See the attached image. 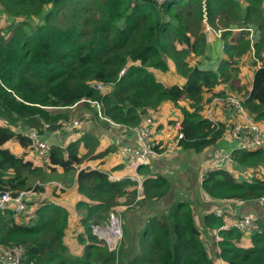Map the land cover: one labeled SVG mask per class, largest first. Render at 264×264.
Returning a JSON list of instances; mask_svg holds the SVG:
<instances>
[{"label": "trees", "instance_id": "1", "mask_svg": "<svg viewBox=\"0 0 264 264\" xmlns=\"http://www.w3.org/2000/svg\"><path fill=\"white\" fill-rule=\"evenodd\" d=\"M205 2L204 21L202 0H0V190L16 193L29 188L33 177L49 178L59 167L63 175H70L64 185L73 183L81 194L75 208L82 210L83 227L75 235V242L82 246L76 252L64 240L69 213L62 205L43 201L32 211L0 210V251L23 246L20 264H264L262 204V214L254 212L257 220L249 230L231 225L236 216L233 210L222 216L207 211L202 215L207 228L202 230L190 202L171 196L163 173L145 177L143 195L135 199L134 180H110L108 171L98 166L82 168L101 153L95 136L65 138L69 127L77 131L71 122L73 107L132 127L169 100L178 107V114L167 119V126L173 134V124L179 120L184 134L175 146L200 153L211 150L227 126L218 111V126L204 116L211 98L242 91L245 94L238 97L245 111L264 130L262 0ZM206 24L223 40L221 51L227 55L216 69L188 61L190 52L199 58L212 49L208 42L213 37L207 39ZM184 41H189L188 47ZM252 52L261 64L257 66L254 59L249 63L254 69L249 82L232 59ZM154 72L174 74L181 80L165 82ZM96 83L109 89L100 90ZM181 100L186 106L178 104ZM30 130L48 143L52 131H60L62 138L49 143L38 163L24 156L33 149ZM10 139L25 154L12 152L5 145ZM153 139V147L161 151L175 142V134L169 145ZM230 159L224 168L208 171L201 188L212 201L238 198L242 203H260L264 144L233 150ZM149 165L136 170L148 175L152 173ZM237 169L246 175H236ZM33 188L41 189L38 182ZM128 203L147 209L145 221L134 231L124 224L117 245L108 249L92 233L91 224H103L109 211ZM225 222L228 225L220 228ZM207 234L206 248L201 237Z\"/></svg>", "mask_w": 264, "mask_h": 264}, {"label": "crops", "instance_id": "2", "mask_svg": "<svg viewBox=\"0 0 264 264\" xmlns=\"http://www.w3.org/2000/svg\"><path fill=\"white\" fill-rule=\"evenodd\" d=\"M262 4L264 7V0H262ZM211 37H213V40L211 42H208V44L211 45V48L212 46H215L219 44L220 42H222L223 44V40H221L219 36H214L212 33ZM220 50L222 49L220 48ZM207 54L210 56V58H208V60L210 61L209 63H215L214 65L210 67L217 66L218 61L224 58V52L218 51L215 47H213V50L211 49L210 52L208 50ZM199 61L206 64L207 60L202 56L201 58H199ZM195 63L196 61H194L193 64ZM245 64H246L245 67L242 64H237V65L239 67L240 73L245 77L247 81L250 82L253 76L254 69H253V66L252 67L249 66L248 63H245ZM154 73L156 74V72ZM159 77L165 82H170L172 78L176 80L175 77L177 76H175L174 74L167 73V74H160ZM166 79H171V80L167 81ZM180 80H177V81H180ZM108 89L109 87L105 85V87L102 90L107 91ZM181 102L185 104L182 100ZM174 106L175 105L173 103H171L169 100H166L161 103V107L159 106L157 111L150 112V113H154V118H155L154 119L155 123L152 126L153 137L156 140H163V142L167 143V145L171 144L173 135H174V133L172 134V130L168 128L167 126V119H170L171 117H174L178 114V109L174 108ZM166 107L170 109L171 107H173L174 109L170 110V109H167ZM225 113H228V112H225ZM225 113H222V114L226 117L227 115ZM75 114L81 116L83 120L82 122L81 120L77 121L75 117H72L71 122L75 123V127L77 128L78 132H74V131L69 132L68 129H71L69 127L67 129V133L65 134L66 140L68 141L69 139H72L75 136L80 135V134L83 135L84 133L82 134V132H84V129L89 127L90 134L95 136L96 139H98L99 141L97 150L98 151L101 150V153L98 154L96 158L89 159L84 164H82V168L98 166L99 168H102L108 171V173H111L108 175L110 180H114V181L116 180L122 181L126 179L134 180L135 188L137 192V196L135 197V199H138L143 195L142 194V184L138 185L137 177L138 176L141 177V183H142V180L145 177H151V174H156L160 172L161 174L163 173L167 177V180H169L170 185H173L172 179L175 178L176 181H178L179 183L178 187L176 188L174 187L173 190L177 191L179 194L186 191L190 195L193 196L190 199L188 198L186 199H188L187 201L190 202L189 205L192 207L194 211V217L195 215L196 216L198 215V212L202 215L207 212L205 210H198V208L194 206V204L197 205V202L201 201L200 198L202 196L208 197L211 200L210 205L212 208V203L214 204V201H212L210 196H208V194L204 192V190L201 188L200 184L197 181V177L195 173V168L197 164L195 160L196 157H194L193 163H191L190 165L187 166L185 163L186 159H191L193 157V154L202 155L204 151L200 153H196V152H193L192 150H189V149L186 150L181 147L175 146L174 149L168 150L166 151V153L160 156L153 157L149 165L150 169L152 170V173L148 175H141L137 172L136 167L130 166L128 164L126 157L121 153L122 148H126L132 152L137 150L138 141L136 139V135L133 130L128 129L126 126H120L119 124L114 123L112 121L107 122L105 119H103L104 117H101V116L98 118H95L88 112L81 110L79 108H78L77 113ZM158 119H160V121L163 123H159ZM79 126H81L82 128L79 129ZM47 138L51 139L50 142H55L56 140L62 141V138L60 137V131L58 130L52 131L47 136ZM217 143H219L221 146H224L225 148H229L234 145V142L232 141L228 142V140H226L223 137ZM5 145L12 152L16 154H23L25 152L24 148H22L19 145V143L14 139H10L9 141L6 142ZM34 151H35L34 148L33 149L29 148L26 154L24 153L25 154L24 156L26 158L33 160L35 163H38V159H37V156L34 155ZM235 173L236 175L240 174V172L239 173L235 172ZM58 174H61V168L59 167H57L55 172H51V176L49 178L53 179L52 181H54L52 182V187H48L46 185L48 182H50V180L44 181L43 183L38 182L41 189L37 190L36 194L33 195L29 199L28 204H27L28 210L32 211L33 209L37 208L43 201H49L51 203L62 205L61 204L62 199L58 198V196L61 197L62 195H65L69 192L73 194L77 192L78 199H81V194L76 190L75 185H72V186L70 185L67 187L59 188L61 183L62 184L64 183L60 181L61 177L56 176ZM112 176L116 177L117 179H114ZM72 178H74V176H72ZM57 181H60L61 183ZM195 188H197V190ZM173 190H170V191H173ZM173 193L175 194V196H172V197H178L177 196L178 194H176L175 192ZM66 204L68 207L66 209L69 213V227H68V230L66 231V234L64 235V240L69 243L73 251L79 252L82 246L79 245L77 242H75L76 238L75 236H73L71 231L74 230L76 233H78L83 229V227L80 225L81 214L75 210L76 205L74 206L75 208L74 209L73 206L70 205L68 202H66ZM203 205L205 206L206 204L203 202ZM119 206H124V207L128 206L127 207L128 209H130L129 207H131L129 203L119 205ZM198 206L202 209L200 205ZM144 210L148 212L145 207H144ZM114 211L118 214L120 218L119 212L117 210H114ZM135 211L136 212H133V214H131L130 217H128L127 215L126 219L127 221H129L128 224H134V226H137L141 224L142 222L140 221V219H143V222L145 221L146 215H145V211H143L142 208L141 209L135 208ZM233 211L237 214H241V213L248 212V211L258 213L257 206L253 205V203H250V202L248 203L244 202V203L236 204V205L233 204ZM124 224H126V221ZM128 224H126L127 229L134 231L135 230L134 227L132 226V228H130ZM244 243L245 244L247 243L246 240H244ZM215 248L217 249L216 246ZM6 250L0 251V254H4V256H6L5 254Z\"/></svg>", "mask_w": 264, "mask_h": 264}, {"label": "built area", "instance_id": "3", "mask_svg": "<svg viewBox=\"0 0 264 264\" xmlns=\"http://www.w3.org/2000/svg\"><path fill=\"white\" fill-rule=\"evenodd\" d=\"M163 1V0H161ZM202 11L203 20H206V2L202 0ZM206 34L207 39H211V34L214 33L213 29L206 24ZM251 28H249V33L251 34ZM261 55L264 56V46L261 50ZM252 58L256 61L257 66H259L260 58L255 56L254 52L251 53ZM96 87L102 90L105 87L103 83H96ZM99 105V104H97ZM223 109L232 112V115L224 116L227 126L225 128L224 136L226 140L234 142V145L227 149H218L217 152H221L219 156L215 154L212 159H207L205 163L202 164L201 168L196 173L197 181L201 185L205 175L208 171L212 169H222L224 166L231 161L230 153L233 150L238 149H256L264 144V130H262L260 124L253 121L251 116L245 111L241 99L235 94L227 95H214L206 106L204 111V116L214 123L216 126L217 120L215 117V112ZM101 115V114H100ZM154 115L148 114L144 117V121L140 125L127 126L128 129L133 130L138 141V148L136 151L132 152L126 148L121 149V153L126 157L128 164L130 166L149 165L153 157L160 156L166 151L174 149L176 142L184 134L181 130V123L176 120L173 124V130L175 134V142L167 146L164 150L158 151L153 147V136H152V126H153ZM28 136L31 138L33 148L40 157H44L48 151L49 143L41 140L35 130H30ZM233 147V149H232ZM111 173H108V175ZM114 179L116 177L112 176ZM117 181V180H116ZM138 185L141 184V177H137ZM36 194V190L33 187L22 188L16 193H12L7 189L0 190V210L11 209L14 212H24L28 210L27 204L29 199ZM260 204L264 207V197L259 198ZM242 201L238 198L226 199L223 202L214 201L212 203V208L210 209L217 216H222L226 213H234L233 204H241ZM236 216L231 222V225L235 228L246 231L250 228L255 227V222L257 220V215L252 212H244L241 214L235 213ZM228 225L227 222L222 224L220 228H224ZM92 232L97 236V238L102 239L108 249H113L117 245L118 241L122 237V232L120 230V220L119 216L115 211H110L107 217V221L104 224L94 223L91 224ZM24 252V247L21 245H13L9 247L4 256L0 254V263L3 264H20L22 255Z\"/></svg>", "mask_w": 264, "mask_h": 264}, {"label": "rangeland", "instance_id": "4", "mask_svg": "<svg viewBox=\"0 0 264 264\" xmlns=\"http://www.w3.org/2000/svg\"><path fill=\"white\" fill-rule=\"evenodd\" d=\"M185 43L183 44L184 46H189V41H184ZM221 44H222V42H220L219 44H217V45H215V46H212V50H213V47H215L218 51H221L220 50V48L222 49L223 47L221 46ZM222 52H224V51H222ZM224 54H225V52H224ZM248 55V54H247ZM246 54H244L242 57H235L234 59H232L233 61H235L236 62V64H242V65H244V67L246 66V64L245 63H248V65L250 66V64L249 63H253L252 61H253V58H252V56L250 55L249 57L247 56ZM189 58H188V61L191 63V64H193L194 63V61H196V62H200L199 61V58H201V57H199V58H194L193 57V55H192V53L190 52L189 53ZM207 61H206V64L204 63L203 64V66L205 67H210V66H212V65H214L215 63H209L210 61L208 60V58H210V56L209 55H207V54H205L204 56H203ZM191 58V59H190ZM224 58H227V55L225 54L224 55ZM240 59H243V61H240ZM211 68H213V69H216V66H213V67H211ZM156 74L159 76L161 73H159V72H156ZM176 78V80L175 79H173L172 78V81H177V80H180V76H177V77H175ZM167 81H169V80H171V79H166ZM227 86V85H226ZM245 94V92L244 91H242V92H240V93H236V95L237 96H239V95H241V96H243ZM172 103V102H171ZM178 104H183V103H181V101H179L178 102ZM185 106H186V104H184ZM160 107H161V104H160ZM167 108V107H166ZM174 108H176V109H178V107L175 105L174 106ZM173 107H171V109L170 108H167V109H170V110H173L174 109ZM72 110L74 111V113H73V117H75L76 119H77V121H80L81 120V122H82V117L81 116H79V115H76L75 113H77V111H78V107H73L72 108ZM219 112H221V113H225V112H228V113H225L226 115H232V112H229V110H227V109H223V110H220ZM100 117V116H99ZM82 127L81 126H79V129H81ZM69 130V132H71V129H68ZM76 132H78V131H76ZM83 133H90V128L88 127V128H86V129H84V132H82V134ZM218 149H227V148H225L224 146H221L219 143H216V145L214 146V147H212V149L211 150H209L208 148L202 153V155H200V154H193V157L191 158V159H186V165L188 166V165H190L191 163H193V159H194V157H196V162H197V164H196V168H195V173H197L198 172V170L201 168V166H202V164L203 163H205L206 162V160L207 159H212L213 157H215V154H217V156H219L220 155V153L221 152H217V150ZM232 149H233V147H232ZM117 151V150H116ZM34 155L35 156H37V159H39V158H42V157H40V156H38L37 154H36V152L34 151ZM194 160V161H195ZM212 170H214V169H212ZM242 171V172H241ZM237 173H239V172H241L238 176H240V177H242L243 178V176L244 175H246V172H244V170L243 169H237V171H236ZM262 172H263V174H264V170H262ZM55 175V174H54ZM251 175H252V173H251ZM57 177H61L60 178V181H62L63 183H64V181L63 180H65V178H69L70 177V175H63V173H61V174H58V175H56ZM248 176H249V173H248ZM247 176V177H248ZM246 177V178H247ZM43 178H45V176H43L42 178H38V177H33V180H34V182L32 183V185L30 186V187H33V184L34 183H36V182H41V183H43L44 181H47V180H50V182H48L46 185L48 186V187H52V182H54V181H52L53 179H51V178H45V180H40V179H43ZM60 181H57V182H59V183H61ZM172 183H173V185H170V187H169V189L170 190H173L174 189V187L176 188V187H178V185H179V183H178V181H176V179L174 178V179H172ZM73 185V183L71 184V186ZM58 186H59V184H58ZM70 186V185H69ZM29 187V188H30ZM62 187H67L66 185H64V184H62L61 183V187H59V188H62ZM196 190H197V188H195ZM173 192H175L176 194H178L177 196L178 197H173L175 200H181V201H185V200H188V199H190L191 197H193L192 195H190L188 192H183V193H181V194H179L177 191H175V190H173V191H170V194H171V196H175V194L173 193ZM75 196V197H74ZM58 198H60V199H62V201H61V204H62V206H64L65 207V209L66 208H68L67 207V204H66V202H68L70 205H72L73 206V208H74V206L79 202V199H78V193L77 192H75L74 194L73 193H71V192H69V193H67V194H65V195H62L61 197L60 196H58ZM186 198H188V199H186ZM200 200L201 201H199V202H197V205H195L194 203V206H196L197 208H198V210H205V211H210V209H211V200L208 198V197H201L200 198ZM203 202L206 204L205 206L203 205ZM121 205H123V204H121ZM198 205H200L201 207H202V209L198 206ZM148 206V205H147ZM130 209H128L127 207H124V206H117V208L116 209H114V210H117L118 212H119V215H120V218H119V220H120V230H121V232L123 231V225H124V223H125V221H126V224H128L129 223V221H127V219H126V217H127V215H128V217H130L131 216V214H133V212H136L135 211V208H137V209H139V207L138 206H135V205H131V207H129ZM75 209V208H74ZM128 209V210H127ZM76 210V209H75ZM114 210H111V211H114ZM77 211V210H76ZM82 211V210H81ZM81 211L79 212V213H81ZM110 212V211H109ZM109 212H108V214H109ZM124 212V213H123ZM202 214H200L199 212H198V215L196 216L195 215V219H196V223L199 225V227L202 229V230H204V229H206L207 228V226L203 223V220H202V216H201ZM108 216V215H107ZM107 219V218H106ZM140 221H142L143 222V219H140ZM105 222H106V220H105ZM104 222V223H105ZM103 223V224H104ZM128 226L130 227V228H132V226L134 227V224H128ZM216 230H214V232H215ZM72 232V234H73V236H75V231L73 230V231H71ZM134 234H135V232H133ZM215 236V235H214ZM218 237V235L217 236H215V239ZM201 240L204 242V245H205V247L207 248L208 247V244H209V242H210V235L209 234H207V235H205V236H202L201 237ZM214 250H215V248H214Z\"/></svg>", "mask_w": 264, "mask_h": 264}, {"label": "water", "instance_id": "5", "mask_svg": "<svg viewBox=\"0 0 264 264\" xmlns=\"http://www.w3.org/2000/svg\"><path fill=\"white\" fill-rule=\"evenodd\" d=\"M256 206H257L258 213L259 214H262V210H261V207H260V203H257Z\"/></svg>", "mask_w": 264, "mask_h": 264}, {"label": "clouds", "instance_id": "6", "mask_svg": "<svg viewBox=\"0 0 264 264\" xmlns=\"http://www.w3.org/2000/svg\"><path fill=\"white\" fill-rule=\"evenodd\" d=\"M99 116H101V117H102V115H100V114H99Z\"/></svg>", "mask_w": 264, "mask_h": 264}, {"label": "bare ground", "instance_id": "7", "mask_svg": "<svg viewBox=\"0 0 264 264\" xmlns=\"http://www.w3.org/2000/svg\"><path fill=\"white\" fill-rule=\"evenodd\" d=\"M60 187H61V185H60Z\"/></svg>", "mask_w": 264, "mask_h": 264}]
</instances>
